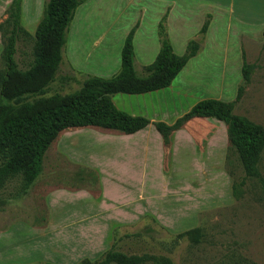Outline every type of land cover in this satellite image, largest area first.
I'll return each instance as SVG.
<instances>
[{"label": "rangeland", "instance_id": "rangeland-1", "mask_svg": "<svg viewBox=\"0 0 264 264\" xmlns=\"http://www.w3.org/2000/svg\"><path fill=\"white\" fill-rule=\"evenodd\" d=\"M23 1L21 21L32 38L18 40L21 68L32 58L45 0ZM163 2L85 0L77 8L74 32L68 33L82 40L84 52L74 60L65 45L55 80L37 98L77 91L84 75L100 73L105 62L100 55H108L114 65L113 49L105 54L100 39L91 44L97 31L113 36L120 66V47L139 15L134 67L144 75L143 66L153 61L159 47L156 24L165 12ZM192 11L186 23L173 18L168 23L178 54L202 21L201 9ZM262 18L253 17L256 35L225 39V53H217L225 31H212L169 87L114 94L117 108L150 120L144 129L123 134L92 126L68 128L45 152L41 172L26 193L22 174L0 176V264H79L110 248L124 255H164L174 264H264V152L259 175L248 177L223 121L193 118L171 132L167 145L153 125L172 124L202 99L233 101L241 83L243 50L252 70L233 113L264 127ZM231 29L236 31L233 24ZM194 228L200 230L197 241L177 236Z\"/></svg>", "mask_w": 264, "mask_h": 264}, {"label": "trees", "instance_id": "trees-1", "mask_svg": "<svg viewBox=\"0 0 264 264\" xmlns=\"http://www.w3.org/2000/svg\"><path fill=\"white\" fill-rule=\"evenodd\" d=\"M85 0H45L31 49V60L21 68L16 59L18 40L32 38L21 21V0H11L0 21L2 49L0 53V176H24L26 193L41 172L45 152L61 131L92 126L132 134L145 128L150 120L132 115L116 107L112 96L117 93L144 94L169 87L172 81L201 48L209 24L207 14L197 36L187 41L184 52L174 51L168 37L165 12L157 24L158 51L152 62L143 66L144 75L134 67L133 38L136 22L127 32L120 49L118 71L109 76L84 75L81 87L69 94L45 93L59 71L63 60L70 23L75 11ZM264 37V30H263ZM241 83L233 101L206 98L196 102L172 124L153 122L164 145L171 132L193 118L213 117L223 121L229 144L235 150L246 176H258V164L264 152V127L233 113L249 82L252 65L241 50ZM30 96H35L28 100ZM26 98V99H24ZM192 241L200 237L199 228L177 235ZM44 264V263H43ZM79 264H174L164 255L145 253L124 255L110 248L100 258L84 259Z\"/></svg>", "mask_w": 264, "mask_h": 264}, {"label": "crops", "instance_id": "crops-1", "mask_svg": "<svg viewBox=\"0 0 264 264\" xmlns=\"http://www.w3.org/2000/svg\"><path fill=\"white\" fill-rule=\"evenodd\" d=\"M10 1L11 0H0V21L2 20L1 19L2 17L3 18L5 17V10L7 9ZM22 4H24L23 0H21V13H22ZM163 4L165 5L164 6L165 12L167 13L166 27H167L168 37H169L168 23H170L171 18H173L175 21L177 20L179 23H186V21H188V19H190L189 17L192 16V14H193L192 9H194L195 7L200 8L201 12H199L198 16L201 18L200 20H202V21L200 22L201 24H199L197 26V28L195 29V34L193 35V37H191V38H195L197 36V33H198L204 19L206 18V15L209 14L210 15L209 24H208L207 30L204 34L203 42L201 44H203L205 46L207 38L210 36L212 31L216 32L218 29L224 30L225 34L221 38V39H223V41H219V46H221V48H223V49H222V52H217L218 54L226 52L224 50V40L225 39H233L236 35L238 37L250 36V35L254 36L259 32V28L255 30V27L253 24L255 22H253V17L254 18H257V17L262 18L263 17L258 22H262L263 26H264V0H164ZM36 12H38V9ZM76 14H77V9L75 11L73 20L69 26V30H68L69 34H71L70 32H74V23H75L74 21H75ZM163 14H160V18L162 17ZM174 14H176L177 17H173ZM160 18H159V20H160ZM249 19H252V20H249ZM140 21H141V18L139 15V20L136 21V22H138V26L135 30L134 35L139 30H141V28H142ZM157 24H158V22H157ZM157 24H156V37H157ZM232 24L234 25V27H236V31L234 33H232V29H231ZM71 27H72V29H71ZM84 36L85 35L83 34V37ZM117 38H119V37H117ZM99 39L102 40L100 43L103 45V47L106 50L105 54H108L109 49L110 50L113 49V52L116 53V55H117L116 61H115V63H113L114 65H111L107 61V59L109 58L108 55L104 56V55L99 54L100 57L102 59H104L105 62L103 65L98 67V71L100 73L95 74V75L102 76V77H109L110 75H113L118 70V67H119L118 66V52H117V47L119 48V46L115 45L113 36L105 34L104 31L95 32V34L93 35V37L91 39V44L92 43L93 44L98 43ZM169 39H170V37H169ZM133 40H134V38H133ZM170 41H171V39H170ZM171 43H172V41H171ZM65 45L69 47V52L72 54V56H73L72 58L74 60L78 59V58H76L77 53H79V52L83 53L84 52L83 48H82V46H83L82 40H81V42L76 41V39L74 37L69 38L68 34H67V39H66ZM133 45H134V41H133ZM172 46H173V44H172ZM158 48L159 47H156L155 55L158 51ZM203 48L204 47H202L201 49H203ZM0 49H2L1 36H0ZM85 49H86V47H85ZM120 49H121V47H120ZM173 49H174V46H173ZM174 51H175V49H174ZM71 63L74 67L77 66L75 64V61H71Z\"/></svg>", "mask_w": 264, "mask_h": 264}]
</instances>
